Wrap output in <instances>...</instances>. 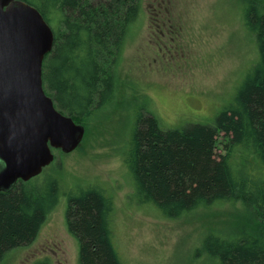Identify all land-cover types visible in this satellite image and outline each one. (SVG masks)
Returning a JSON list of instances; mask_svg holds the SVG:
<instances>
[{
	"label": "trees",
	"instance_id": "obj_1",
	"mask_svg": "<svg viewBox=\"0 0 264 264\" xmlns=\"http://www.w3.org/2000/svg\"><path fill=\"white\" fill-rule=\"evenodd\" d=\"M21 1L35 7L54 33L43 64L46 93L86 129L114 97L115 69L141 0ZM243 23L255 38L258 61L233 102L211 125L163 130L154 116L142 115L124 157L137 201L155 205L166 218L215 203L241 204L245 226L228 237L208 233L196 249L200 264H264V0H243ZM34 179L0 193V264L36 238L59 203V180L35 187ZM67 198L80 264H123L106 190L95 185Z\"/></svg>",
	"mask_w": 264,
	"mask_h": 264
},
{
	"label": "rangeland",
	"instance_id": "obj_2",
	"mask_svg": "<svg viewBox=\"0 0 264 264\" xmlns=\"http://www.w3.org/2000/svg\"><path fill=\"white\" fill-rule=\"evenodd\" d=\"M257 61L243 0H141L115 69L114 97L91 116L82 144L69 154L54 150V161L33 180L35 187L59 180V203L36 238L2 264H80L67 197L95 185L114 203L113 243L123 264H200L196 249L208 233L228 237L245 226L241 204L215 203L166 218L137 201L124 157L142 115L154 116L163 130L213 124Z\"/></svg>",
	"mask_w": 264,
	"mask_h": 264
},
{
	"label": "water",
	"instance_id": "obj_3",
	"mask_svg": "<svg viewBox=\"0 0 264 264\" xmlns=\"http://www.w3.org/2000/svg\"><path fill=\"white\" fill-rule=\"evenodd\" d=\"M51 26L33 6L0 0V192L29 182L83 142L85 127L56 107L43 83V64L52 53Z\"/></svg>",
	"mask_w": 264,
	"mask_h": 264
},
{
	"label": "flooded vegetation",
	"instance_id": "obj_4",
	"mask_svg": "<svg viewBox=\"0 0 264 264\" xmlns=\"http://www.w3.org/2000/svg\"><path fill=\"white\" fill-rule=\"evenodd\" d=\"M158 26H159V28H161V29L163 28V25L158 24ZM161 33H162V34H165V32H164L163 30H161ZM58 151H60V150H58ZM3 168H4V165H3L2 162H0V172L3 170ZM20 182H23V181H20V180H19V181L17 182V184L20 183ZM17 184H16V185H17ZM16 185H15V186H16ZM0 193H4V192H0ZM67 199H68V198H67ZM67 208H68V207H67Z\"/></svg>",
	"mask_w": 264,
	"mask_h": 264
}]
</instances>
